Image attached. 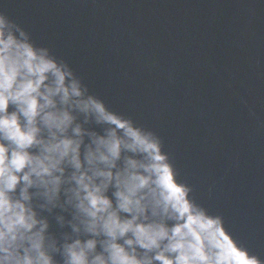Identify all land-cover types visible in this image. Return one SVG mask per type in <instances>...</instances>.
Listing matches in <instances>:
<instances>
[{
    "label": "clouds",
    "instance_id": "1",
    "mask_svg": "<svg viewBox=\"0 0 264 264\" xmlns=\"http://www.w3.org/2000/svg\"><path fill=\"white\" fill-rule=\"evenodd\" d=\"M237 253L264 264L152 131L0 12V264H242Z\"/></svg>",
    "mask_w": 264,
    "mask_h": 264
},
{
    "label": "water",
    "instance_id": "2",
    "mask_svg": "<svg viewBox=\"0 0 264 264\" xmlns=\"http://www.w3.org/2000/svg\"><path fill=\"white\" fill-rule=\"evenodd\" d=\"M0 12L152 131L191 196L264 260V0H0Z\"/></svg>",
    "mask_w": 264,
    "mask_h": 264
}]
</instances>
